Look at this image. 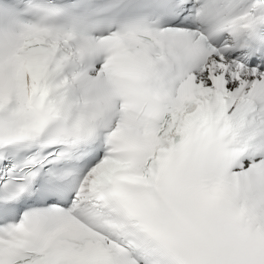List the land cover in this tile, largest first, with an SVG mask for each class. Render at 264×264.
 I'll use <instances>...</instances> for the list:
<instances>
[{
    "label": "snow or ice",
    "instance_id": "snow-or-ice-1",
    "mask_svg": "<svg viewBox=\"0 0 264 264\" xmlns=\"http://www.w3.org/2000/svg\"><path fill=\"white\" fill-rule=\"evenodd\" d=\"M0 264H264V0H0Z\"/></svg>",
    "mask_w": 264,
    "mask_h": 264
}]
</instances>
